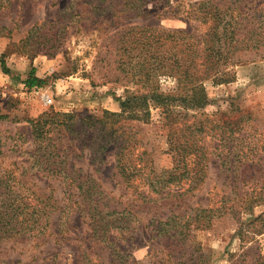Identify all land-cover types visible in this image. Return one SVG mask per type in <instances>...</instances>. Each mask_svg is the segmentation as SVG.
I'll return each mask as SVG.
<instances>
[{
    "label": "rangeland",
    "instance_id": "rangeland-1",
    "mask_svg": "<svg viewBox=\"0 0 264 264\" xmlns=\"http://www.w3.org/2000/svg\"><path fill=\"white\" fill-rule=\"evenodd\" d=\"M84 1L2 0L0 59L8 72L0 64V114L6 116L0 119V174L10 171L37 193L51 194L56 209L40 236L1 240L0 264H264V45L235 52L228 65L231 81L206 80L207 103L189 111L226 121L203 141L209 159L202 183L193 190L172 184L153 191L145 174L128 185L115 167L116 146L90 147L94 132L84 125L75 127V133H54L63 170L81 176L80 183L69 184L59 166L44 169L31 160L36 143L27 122L51 111L80 117L119 112L117 97L139 86L114 69V50L125 26L180 28L199 37L209 22L202 23L195 9L208 1L225 9L228 27L235 28L236 16L243 13L241 27L264 35L259 26L264 0H127L137 1L140 14L126 10L133 18L123 20L117 14L120 0H108L111 6L102 21ZM31 70L44 79L42 86L22 83ZM172 86L167 80L162 88ZM149 112L146 122L120 120L113 126L121 124L117 134L126 131L139 141L130 158L145 148L159 173L173 166V153L160 109ZM225 128L232 139L219 143L216 138ZM221 150H227L232 163L219 164ZM86 178L91 181L82 183ZM88 188L103 193L107 209L123 211L125 229H112L105 238L93 234L87 212L94 205L76 195ZM200 208L212 211L199 214ZM172 215L184 226L181 235L169 238L160 223ZM207 221V227H194Z\"/></svg>",
    "mask_w": 264,
    "mask_h": 264
},
{
    "label": "trees",
    "instance_id": "trees-1",
    "mask_svg": "<svg viewBox=\"0 0 264 264\" xmlns=\"http://www.w3.org/2000/svg\"><path fill=\"white\" fill-rule=\"evenodd\" d=\"M120 3V8L117 9V14L121 15L118 16L119 20L133 18L125 14L126 10L132 8L135 15L140 14L137 1L127 3V0H120ZM84 4L90 7L91 13L100 18L99 21L105 18L107 7L111 6L108 0H85ZM4 5L0 0V7ZM208 6L211 7L205 9ZM195 10L200 12L199 19L202 23L209 22L207 30L199 37L185 29L148 24L122 28L113 54L114 69L127 77L128 81L139 85L137 89H125V95L117 97L119 112L104 110L101 116L80 117L74 113L51 111L27 120L36 143L35 150L29 154L31 160L44 169H49L52 165L59 166L58 173H62L61 176L69 180V184L76 180L80 183L78 179L81 176L63 170L61 163H64V158L60 139L54 137V133H75V127L84 125L94 132L90 135L94 139V144L90 147L105 150L110 144L116 146L115 167L128 185L134 176L145 174V183L153 191H157V188L166 189L173 186L172 184L180 189L185 187L186 191L197 188L205 177V167L209 159L203 141L209 131L219 129L220 122L225 126L226 121L221 118L212 119L205 114L193 115L189 111L200 109L207 103L204 82L208 79L216 82L231 81L233 73L228 70V65L234 53L254 50L264 45V35L256 31L257 28L247 30L246 26L241 27L243 13L236 16L239 19L235 20L234 28L227 26L224 8L201 1ZM259 26L264 27V22L261 21ZM0 64L3 71L8 72L2 59ZM167 80L173 83L170 90L162 88ZM44 82L33 70L22 80L28 88L42 86ZM151 107L160 109L161 127L165 129L166 142L173 153V166L159 173H154L149 152L145 148L142 147L134 158H130L133 150L139 147V141H133V135L126 131L117 134L121 124L113 126L116 122H121L120 120L146 122ZM5 117L0 114V119ZM108 117L113 119L108 121ZM228 131L225 128L218 133L216 139L219 143H228L232 139ZM216 157L220 165L232 163L227 150H221V155L216 154ZM51 172L53 174L54 171ZM89 181L91 180L86 178L82 183ZM92 190L93 188H88L76 195H83L81 201H86L87 204L92 202L94 205L87 212L93 234L105 238L112 229H125L127 226L123 221V211L107 209L103 203V193L97 188ZM54 203L51 194L37 193L25 181L15 178L10 171L1 173L0 241L38 237L43 234L50 223L51 210L56 209ZM211 211L210 208L198 210L199 214ZM178 218V215H172L160 223L165 227L163 231L169 238L183 233L184 224L181 226ZM208 225L207 221L194 227Z\"/></svg>",
    "mask_w": 264,
    "mask_h": 264
},
{
    "label": "built area",
    "instance_id": "built-area-1",
    "mask_svg": "<svg viewBox=\"0 0 264 264\" xmlns=\"http://www.w3.org/2000/svg\"><path fill=\"white\" fill-rule=\"evenodd\" d=\"M43 100H44L46 103H50V102H51V99H50L48 96H43Z\"/></svg>",
    "mask_w": 264,
    "mask_h": 264
}]
</instances>
